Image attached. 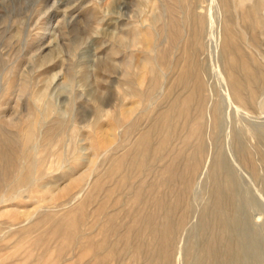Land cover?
I'll return each instance as SVG.
<instances>
[{
	"label": "rangeland",
	"instance_id": "obj_1",
	"mask_svg": "<svg viewBox=\"0 0 264 264\" xmlns=\"http://www.w3.org/2000/svg\"><path fill=\"white\" fill-rule=\"evenodd\" d=\"M256 1L233 0L230 9L234 27L241 31L239 44L243 48H238V54L247 55L255 67L258 60L264 66V26L259 28V39L253 41L256 33L248 13ZM189 11L196 15L187 22ZM227 19L222 0H0V264H96L88 250L98 242L107 238L105 241L113 245L127 230H139L131 213L136 207L131 199L137 188L143 182L141 205L151 212L150 198L157 195L153 185L163 179L164 169L180 149L191 153L193 147L184 145L188 129L179 128L162 160L151 163L149 171L141 173L127 163L113 174L109 172L114 159L128 151L137 135L149 129L174 97L184 92L177 86L167 97L178 68L175 64L166 70L156 67L160 49L169 45L171 37L168 32L170 37L161 34L159 38L166 23L173 32L180 28L183 34L186 30L193 45L202 40L199 58L208 98L204 116L208 124L206 156L196 172L192 191L175 214L177 222L182 215L188 216L185 227L175 233L174 264H204L206 246L211 236L219 232L217 227L203 224V215L213 218L218 213L225 217L234 246H238L230 264H264V159H258V169L254 171L247 163L245 151L250 146L264 145V84L257 87L259 97L255 104L245 108L234 101L222 48ZM135 38L140 43L137 48L130 47ZM149 44L158 46L157 50L150 49ZM179 55L176 50L171 60ZM158 74L160 86L151 91L150 82ZM141 76L145 82L138 90L139 96L132 93L131 85L139 82ZM141 99L142 104L138 103ZM132 108L134 111L127 116L126 111ZM110 112L118 113L125 125L118 126ZM215 114L218 125L213 129ZM33 122L36 139L30 151L35 158L46 155L45 165L41 172L32 174L27 185L20 187L18 181H12L20 170L22 129ZM58 122L64 126L61 142L48 130ZM131 123L135 128L125 134L123 128ZM110 131L115 134L114 142L107 140ZM90 134L92 151L87 142ZM158 138L156 134L154 141ZM261 148L264 153V146ZM91 153H96V157ZM218 160L222 161L218 176L222 194L232 197L231 205L215 204ZM124 177L127 183L119 185ZM78 179L83 182L74 183L67 194L55 196L59 189ZM97 181L103 188L92 198L89 194ZM181 187L178 184L175 189ZM164 189H159L158 194ZM107 190H113L109 197ZM86 196V219L79 224V239L60 236L40 224L42 213L61 218L70 208H82ZM126 214L124 220L119 219ZM110 217L120 225L109 237L105 223ZM74 225H70L71 229ZM112 256H101L102 263L156 264L150 251L138 259L131 253Z\"/></svg>",
	"mask_w": 264,
	"mask_h": 264
},
{
	"label": "bare ground",
	"instance_id": "obj_2",
	"mask_svg": "<svg viewBox=\"0 0 264 264\" xmlns=\"http://www.w3.org/2000/svg\"><path fill=\"white\" fill-rule=\"evenodd\" d=\"M188 1L189 0H183L184 3H188ZM239 1L240 3H246L248 0H239ZM222 2H223V6L225 7V11L228 14V19L224 26V38H223V43H222L223 52L226 58L225 64L227 68L228 82H229V86L231 90V95L234 101L237 104L245 107L252 103L255 104L258 100L259 92L257 90V87L260 84H264V66L262 65L261 61L256 60L258 64L255 67L254 66L255 64L252 65L253 63H251V60L247 57V55H244L243 57H241L238 54V48L242 47L241 46L242 44L241 45L239 44V41H240L239 32L241 31H238L237 29H235L236 26L234 27V20L232 18V14H231L232 12L230 10L233 0H222ZM262 4H263L262 0H257L251 6L250 12H248L249 17L252 18V22L250 26L253 28L254 32L256 33V38L255 37L253 38V41L255 42L259 39V36H258L259 28L261 26H264V19L261 16ZM188 15L189 17L187 19V22L190 21L191 16L196 15V12L194 11V14H193V11L192 12L189 11ZM179 29L180 28H178L176 31L173 32L172 26H170L167 23L163 24L161 28L162 33L158 34L159 38L161 37V34H167L166 35V38H167V36H169L168 32H171V37L169 36L170 37L169 45L166 46L164 49H160V53L157 57L158 62H156V67H157V70L158 68L166 70L171 67L174 68L173 64H175L176 67L178 68L177 73H176L177 75L176 81L175 82L172 81L171 87L169 88L167 92V97H170L172 95L173 93L172 89H174V87L176 88L177 86L181 87L184 92L174 97L168 109L163 111L160 114L158 119L155 120V122L151 125L149 129H147L145 132L144 131L140 132L137 135L135 141L133 142V144L131 145L128 151H126L124 154L114 159V164L109 172L110 174L111 173L113 174L114 172L120 170L127 163H131L132 165L136 166L141 171V173L142 172L145 173L149 171L151 163L162 160V156L164 152L168 149V147L174 140L175 133L176 131L179 130V128L188 129L187 135L184 138V145L185 146L192 145L193 146L192 152L187 153L185 148L180 149L179 152L176 154L173 162L170 163L168 166H166V168L164 169L163 179L159 180L153 185L152 189L154 192L157 193V195L150 198L149 203H150V206H152L151 212L145 211L144 207H142L141 205L143 202L142 200L144 196L143 195L144 184H142L143 182L140 184V186L136 190V194H134V196L131 199V203L134 206H136L134 209H132L131 213L133 214V218L135 222L140 225L139 230L137 232L133 231L132 229L127 230L113 243V245L112 244L110 245L109 242H108L109 243L108 245V243L105 241L107 238L105 239V236H104V239H105L104 241L98 242L94 249L88 250V252L91 253L92 256L94 257L96 264H103L101 261V256L109 257L113 255L112 257L116 258L125 253L126 254L131 253L133 257L135 258L137 257L138 259L140 256L146 255L148 251L154 254L155 261L153 262H155L156 264H160L162 262H165L166 264H174L175 262V251L173 249L175 233L178 230L185 227L187 216H188L187 213L182 215L180 217L179 222H177L175 220V214L177 210L179 209V207L184 203L186 195L192 191L193 181H194L196 172L201 168L203 161L205 159V156H206L205 139L207 135L206 130L208 127V124L204 122L205 112L208 107L205 73L202 70V62H201L202 59L200 60L201 56L199 58V55L201 54L199 48L201 47V43L203 42L202 40L200 41L198 40V43L193 45V41L189 38V35H187L186 30L182 34V32H180ZM139 43H140L139 40L135 38L131 42L130 47L137 48ZM193 46L196 47V50H194ZM148 47L150 49L153 48L154 50H157L158 48V46H155V45L152 46L150 44L148 45ZM143 49L145 50L147 49L146 45H143ZM176 50L180 51V55L178 58L176 57L175 60L172 61L171 60L172 55H174ZM147 67L149 68V66ZM196 69L199 70L198 74L195 73ZM143 82H145V77L141 76L139 82H136V83L132 82L134 86L130 84L132 86L131 90L133 94H137V95L140 94L138 90L140 86H142L141 84ZM160 83H161V76L158 74L155 76V80L153 82H150V84L152 85L151 91L156 90L160 86ZM250 84L254 85V87H250ZM141 97H144V96H141ZM226 100H227L226 102L229 104L228 98ZM141 101L142 99L139 100L138 103H141ZM229 101L231 102V99H229ZM239 108L241 107L239 106ZM134 109L132 108V109L127 110L126 115L130 116L132 112L134 111ZM235 111L237 112L238 110H236L235 108ZM238 112L240 113V111ZM111 114H113V119L115 120L118 126L125 125L122 122V120L119 118V116L117 115L118 113L116 114L115 112H112ZM217 125H218V118H217V114H215L213 123H212V128L216 129ZM134 128L135 126L131 123V125L125 126L123 129H124L125 134H128ZM224 128H225V125H224ZM48 130L50 133L53 134V137L55 136L56 138L60 140V142L62 141L64 126L61 125V123L59 122L56 123L55 126H53L51 129L48 128ZM110 133L111 134L108 133L109 135L107 137V140L113 141L115 138L114 136L115 134H112L111 131ZM156 134L159 135V138L155 142L154 136ZM91 135L92 134L87 135L88 148L90 151L94 149V147H92L93 137ZM220 135L222 136V134ZM255 136L253 135L252 137H255ZM258 138H260V136H258ZM35 139H36V124L33 122V124H31L29 127L25 126L22 129L21 151L19 152L20 159H21L20 164H19L20 170L17 171V174H18L17 178L13 179L12 181V183H15L16 181H18L20 187L27 185L32 178V174L35 171L41 172L42 167L45 165L44 162H45L46 155L44 156L40 155L39 158H35L34 154H32V152L30 151V148L33 142L35 141ZM260 140H263V139H260ZM58 144L60 143L58 142ZM244 145H246L245 142H244ZM261 146H264V145L257 144V145H254V147L250 146L249 148H247V150H245L247 154L246 155L247 163L250 165V167L254 171H257L258 169L257 168L258 159H260L261 157H263L264 159V153H263V149L261 148ZM93 156L96 157V153H94ZM112 162L113 161H111V163ZM221 172H222V161L218 160L216 163V171H215V176H214L213 193H214L215 204H217L218 206L222 205L223 203H228L231 205L232 197H226L222 194V189H221L222 185L218 177ZM20 174H24V176L21 177ZM98 181L97 183H94L93 185L91 184L93 189L91 190L89 195H92V198L93 196H95L96 191L98 190L101 191L103 188L102 187L103 185L101 186V184ZM81 182H83V179L72 181V183L67 185L65 188L62 187V189H59L55 196L67 194L71 190L74 183H81ZM126 183H127V180L124 177V178H121L119 185H123ZM235 183L236 182H234V185ZM178 184H181L182 189L180 190L175 189ZM161 188H165L166 190L164 189L161 195H159L158 192L161 191L159 190ZM112 194H113V190H107L106 192L107 197H109L108 195L111 196ZM87 200H88V196H86L83 199L82 205H81L82 208L78 207L75 210L70 208V210L67 211L66 214H63V217L61 218H58L55 215L53 216L48 215L49 213L48 214H45V212L42 213L43 215L41 216L40 224H43L45 227H50L51 229H53V231H55V233H57L60 236H67V237L69 236L71 240L76 239V238L79 239L81 236L78 234L80 231L79 224L86 219V213L84 211L85 209H83V204H85ZM127 215L128 214L122 215L119 219L124 220L127 217ZM203 216H204L203 224L205 226L213 225L214 227H217L219 233H214L211 236V239L206 246L205 255L203 257L202 262L204 264L205 263L206 264H220V262L224 261L225 264H230V262L233 259V255H235L234 252L236 251V248H238V246H236V248L234 246L235 240L233 241V238L230 234V230L228 228L229 224L225 220V217H223L219 213L215 215L213 218H210L206 214ZM115 219L114 217L112 218L110 217L109 220L107 218L108 221L105 223V227L107 228L109 232V237H110V234L116 231L118 226L120 225V223L118 224L114 223ZM72 221H74V223H71ZM71 224H75L74 229H71L70 227ZM233 225L235 226V224ZM242 243L244 244V242ZM79 244L81 243L79 242ZM240 245L243 246L242 244ZM241 252H243V250H241ZM244 254L242 255L244 256Z\"/></svg>",
	"mask_w": 264,
	"mask_h": 264
}]
</instances>
